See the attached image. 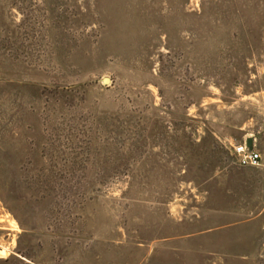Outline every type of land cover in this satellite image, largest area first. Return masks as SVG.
Wrapping results in <instances>:
<instances>
[{"label":"rangeland","instance_id":"obj_1","mask_svg":"<svg viewBox=\"0 0 264 264\" xmlns=\"http://www.w3.org/2000/svg\"><path fill=\"white\" fill-rule=\"evenodd\" d=\"M0 182V264H264V0H0Z\"/></svg>","mask_w":264,"mask_h":264},{"label":"built area","instance_id":"obj_2","mask_svg":"<svg viewBox=\"0 0 264 264\" xmlns=\"http://www.w3.org/2000/svg\"><path fill=\"white\" fill-rule=\"evenodd\" d=\"M232 154L237 158V161L242 166L257 167L260 165L261 155L254 148H248L245 141L241 144L232 146Z\"/></svg>","mask_w":264,"mask_h":264},{"label":"water","instance_id":"obj_3","mask_svg":"<svg viewBox=\"0 0 264 264\" xmlns=\"http://www.w3.org/2000/svg\"><path fill=\"white\" fill-rule=\"evenodd\" d=\"M103 82H104L105 84H107V83L109 82V79H108V78H104V79H103ZM245 143H246V146H247L248 148H252V147H253V140H252L251 138H247L246 141H245Z\"/></svg>","mask_w":264,"mask_h":264},{"label":"trees","instance_id":"obj_4","mask_svg":"<svg viewBox=\"0 0 264 264\" xmlns=\"http://www.w3.org/2000/svg\"><path fill=\"white\" fill-rule=\"evenodd\" d=\"M0 187H1V190H0V198L4 202V196L2 194V183L1 182H0Z\"/></svg>","mask_w":264,"mask_h":264},{"label":"crops","instance_id":"obj_5","mask_svg":"<svg viewBox=\"0 0 264 264\" xmlns=\"http://www.w3.org/2000/svg\"><path fill=\"white\" fill-rule=\"evenodd\" d=\"M253 147H254V145H253Z\"/></svg>","mask_w":264,"mask_h":264}]
</instances>
